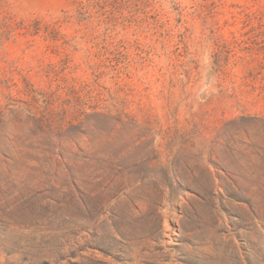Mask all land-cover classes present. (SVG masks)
I'll return each instance as SVG.
<instances>
[{
  "label": "rangeland",
  "instance_id": "1",
  "mask_svg": "<svg viewBox=\"0 0 264 264\" xmlns=\"http://www.w3.org/2000/svg\"><path fill=\"white\" fill-rule=\"evenodd\" d=\"M0 264H264V0H0Z\"/></svg>",
  "mask_w": 264,
  "mask_h": 264
}]
</instances>
